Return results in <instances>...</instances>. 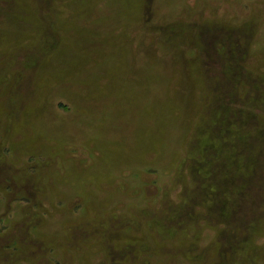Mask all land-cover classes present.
<instances>
[{"label": "rangeland", "instance_id": "obj_1", "mask_svg": "<svg viewBox=\"0 0 264 264\" xmlns=\"http://www.w3.org/2000/svg\"><path fill=\"white\" fill-rule=\"evenodd\" d=\"M0 264H264V0H0Z\"/></svg>", "mask_w": 264, "mask_h": 264}]
</instances>
